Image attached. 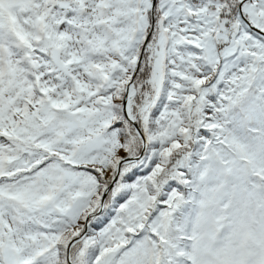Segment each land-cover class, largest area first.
Instances as JSON below:
<instances>
[{"label": "snow or ice", "instance_id": "1", "mask_svg": "<svg viewBox=\"0 0 264 264\" xmlns=\"http://www.w3.org/2000/svg\"><path fill=\"white\" fill-rule=\"evenodd\" d=\"M0 264H264V0H0Z\"/></svg>", "mask_w": 264, "mask_h": 264}]
</instances>
